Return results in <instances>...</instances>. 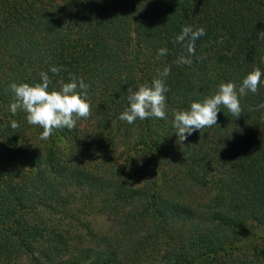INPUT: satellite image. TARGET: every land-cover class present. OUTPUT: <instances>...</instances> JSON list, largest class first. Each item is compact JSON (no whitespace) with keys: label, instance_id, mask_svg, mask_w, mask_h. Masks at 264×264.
Listing matches in <instances>:
<instances>
[{"label":"trees","instance_id":"16d2710c","mask_svg":"<svg viewBox=\"0 0 264 264\" xmlns=\"http://www.w3.org/2000/svg\"><path fill=\"white\" fill-rule=\"evenodd\" d=\"M185 26L206 33L191 56ZM261 32L264 0H0V264H264V76L239 117L181 143L171 124L264 72ZM165 67L168 119L119 120ZM41 72L89 85V118L48 140L9 111Z\"/></svg>","mask_w":264,"mask_h":264},{"label":"clouds","instance_id":"9594fccd","mask_svg":"<svg viewBox=\"0 0 264 264\" xmlns=\"http://www.w3.org/2000/svg\"><path fill=\"white\" fill-rule=\"evenodd\" d=\"M205 34L203 28L193 30L191 26H185L174 42L183 44L188 55L191 56L195 54V41ZM260 35L264 38V32ZM167 51L166 48L159 49L157 57L166 55ZM175 63L190 65L192 60L181 55ZM50 71L58 74L60 69L53 66ZM169 74L170 68L165 67L159 72V78L152 80L151 86L141 85L136 90L129 87L126 95L127 107L118 119L130 125L137 119L167 120L165 93L168 92V88L164 83V78ZM262 76L264 72L256 68L249 72L239 85L232 82L221 83L212 96L205 98L202 102H192L188 110L174 112L171 124L177 141L181 143L197 130L201 132L205 128L216 126L221 106L225 107L235 118L239 117L243 112L240 98L248 93H257ZM40 78L42 82L32 86L27 83L10 85L14 102L9 105V111L12 115H16L17 111L22 109L26 113L25 118L29 125L43 129L39 137L41 140H48L57 129L72 130L78 119L89 118L91 115V105L87 100L89 85L82 79L78 80L72 76L70 82H61L58 91H49L51 78L48 73L41 72ZM122 78L126 79V77ZM261 108H264V103L257 106V109ZM19 127L20 125L15 120L11 122L13 130Z\"/></svg>","mask_w":264,"mask_h":264}]
</instances>
